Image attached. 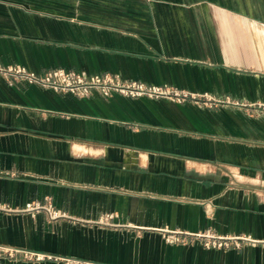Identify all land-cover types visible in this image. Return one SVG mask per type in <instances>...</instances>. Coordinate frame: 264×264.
I'll return each mask as SVG.
<instances>
[{
    "label": "crops",
    "instance_id": "obj_1",
    "mask_svg": "<svg viewBox=\"0 0 264 264\" xmlns=\"http://www.w3.org/2000/svg\"><path fill=\"white\" fill-rule=\"evenodd\" d=\"M242 3L0 0L2 65L197 96L0 78V248L45 256L0 264H264V21ZM46 200L56 218L27 208ZM177 230L252 241L166 242Z\"/></svg>",
    "mask_w": 264,
    "mask_h": 264
},
{
    "label": "built area",
    "instance_id": "obj_2",
    "mask_svg": "<svg viewBox=\"0 0 264 264\" xmlns=\"http://www.w3.org/2000/svg\"><path fill=\"white\" fill-rule=\"evenodd\" d=\"M0 78H4L10 84L17 82H26L35 84L43 88H49L55 91L69 92L78 97L89 96L93 91L102 96H110L113 93H119L127 97H149V98H167L176 102H183L187 99L196 100L197 96L181 92L166 86H149L137 81H125L118 75L112 74H94L88 75L84 72H76L64 69H53L43 74H37L21 65H2L0 64ZM206 99L205 103L210 104L211 100ZM264 109V106H263ZM27 208L44 209L53 217L56 212L52 210L50 201L44 204H31ZM166 241L175 244H190L200 242L207 249H238L242 247L243 242L252 241L249 237L234 236L223 237L212 232L187 233L183 231H171L166 235ZM45 256L38 255L39 259ZM51 259V256H47Z\"/></svg>",
    "mask_w": 264,
    "mask_h": 264
},
{
    "label": "rangeland",
    "instance_id": "obj_3",
    "mask_svg": "<svg viewBox=\"0 0 264 264\" xmlns=\"http://www.w3.org/2000/svg\"><path fill=\"white\" fill-rule=\"evenodd\" d=\"M241 2L245 3L243 5H241L240 9H243L245 12H247L248 15H253L258 17L259 19H262L264 21V0H240ZM264 23V22H263ZM264 25V24H263ZM261 27L264 28V26L261 25ZM53 212L55 211L52 208ZM48 215L49 218L53 219L56 218L58 216L57 212L56 215H52L53 217H50L51 215H49V213L47 211H45ZM170 232H167L166 235H169ZM166 235L164 237V239L166 238ZM166 241V239H165ZM167 242V241H166ZM169 243V242H168ZM170 244H175V243H170ZM0 256H4L7 257L9 259H24V260H28V261H40L42 259H39L38 256H34L32 254L29 253H20V252H15L12 249H8V248H0ZM47 259V258H46ZM66 264H81L79 261H73V260H65Z\"/></svg>",
    "mask_w": 264,
    "mask_h": 264
}]
</instances>
